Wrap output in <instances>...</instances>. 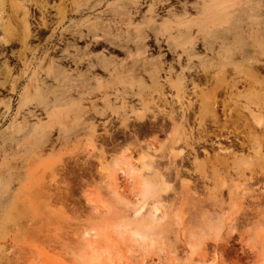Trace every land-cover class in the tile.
I'll list each match as a JSON object with an SVG mask.
<instances>
[{"label":"rangeland","instance_id":"374dc122","mask_svg":"<svg viewBox=\"0 0 264 264\" xmlns=\"http://www.w3.org/2000/svg\"><path fill=\"white\" fill-rule=\"evenodd\" d=\"M1 28L0 264H264V167L226 164L220 107L214 126L185 105L216 38L252 59L264 0H0ZM147 150L151 169L114 166ZM155 173L141 240L130 214Z\"/></svg>","mask_w":264,"mask_h":264},{"label":"bare ground","instance_id":"6f19581e","mask_svg":"<svg viewBox=\"0 0 264 264\" xmlns=\"http://www.w3.org/2000/svg\"><path fill=\"white\" fill-rule=\"evenodd\" d=\"M257 23L251 22L248 24L253 27V31L256 33L262 29L261 26H257ZM0 31L1 37L3 38V28H1ZM2 38L0 41H2ZM242 41L243 43L241 42L240 45L242 51L239 57H234L233 54L226 52L225 43L217 42V38L216 41H213L212 44L218 45L220 53L213 52L210 58L211 63L204 67V69L201 68L199 70V72L205 74L204 79L206 87L204 89H197L198 85H196V89H193L191 92L194 97V102H192V99L189 101L187 97L188 104L185 105L188 107V105L193 106L192 103H195V112L193 114V110H190L191 113L196 115L199 120L208 119V122L214 124V126L218 124L219 116L217 111L219 110L217 109L220 107L221 119L219 120H221L222 124L219 127H221V132L226 130L223 139L228 140L232 138V140L230 139L231 141L226 145H222L220 142L216 143V145L214 144L217 146V151L222 153L221 156L226 164H228V161H231L232 166L243 163L249 166L248 168L253 169L255 167H264V77L259 76L257 72L258 68H262L258 63L261 61L264 62V40L258 42L256 39L255 43L252 44L251 51L249 52L252 59L246 57L247 48L249 46L247 40ZM256 66H258L257 69ZM228 72H231V74H227ZM233 75L235 76L234 78H232ZM238 84L239 86L241 85V90H238V86L236 88ZM180 89L182 90V88ZM182 94H184L183 91ZM189 108L190 106L188 109ZM227 124H231L233 127L230 125L231 128L228 130ZM217 139L218 138L214 141H220ZM244 140H248V143L245 144L246 141L244 142ZM234 147H245L248 151L246 154L247 158L241 159L243 158L242 156H236V148ZM205 150L202 151L206 153ZM147 157H154L150 154L149 150L145 152L144 156L141 157L139 161H136L137 164L131 156H126L123 157V159H116L114 166H122L128 175L136 174L143 169H151L153 166L151 161H146L145 158ZM143 175H139L142 179L141 200L133 208L132 214H130L131 219L133 218V221L135 220V222H137V226L131 230V233L141 240L149 237L150 234L154 236L156 234L154 230L157 231V227L161 221V219L159 220L160 209L157 206L159 198H156L155 201L149 205V200L158 189L157 186L162 184L161 176L155 173V179L150 181L145 174ZM123 224L125 226V222ZM126 226L128 229L129 225L126 224ZM97 232L95 227V229L83 231L82 236L89 238L97 237ZM188 246L191 248L190 244ZM138 247L140 248L141 245H138ZM142 263L143 261L140 262V264Z\"/></svg>","mask_w":264,"mask_h":264}]
</instances>
